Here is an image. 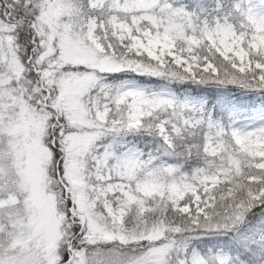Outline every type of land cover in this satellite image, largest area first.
Masks as SVG:
<instances>
[{"label": "snow or ice", "instance_id": "obj_1", "mask_svg": "<svg viewBox=\"0 0 264 264\" xmlns=\"http://www.w3.org/2000/svg\"><path fill=\"white\" fill-rule=\"evenodd\" d=\"M0 264H264V0H0Z\"/></svg>", "mask_w": 264, "mask_h": 264}]
</instances>
